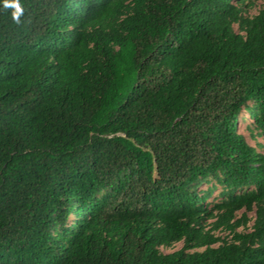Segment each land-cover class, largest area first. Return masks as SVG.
I'll use <instances>...</instances> for the list:
<instances>
[{
    "label": "trees",
    "instance_id": "1",
    "mask_svg": "<svg viewBox=\"0 0 264 264\" xmlns=\"http://www.w3.org/2000/svg\"><path fill=\"white\" fill-rule=\"evenodd\" d=\"M255 1L0 4V264H264Z\"/></svg>",
    "mask_w": 264,
    "mask_h": 264
},
{
    "label": "rangeland",
    "instance_id": "2",
    "mask_svg": "<svg viewBox=\"0 0 264 264\" xmlns=\"http://www.w3.org/2000/svg\"><path fill=\"white\" fill-rule=\"evenodd\" d=\"M263 4H264V0H256L254 8L249 11V14L255 15L257 13L258 9ZM234 29L237 30L236 27ZM237 128H238V132L244 136L246 142L248 144L254 146L255 145V139L251 135L252 131L249 130V128H251V125H250V121L248 119V116L245 112H242L241 116L238 118ZM256 142L257 143H263V141L261 139H257ZM216 194H217V191L214 192V196ZM242 215H245L246 218L250 221L247 224V228L240 227V228H238V231L239 232L240 231H249L250 227L252 226L255 214H254V212H245L244 210H242V211L237 213L236 219H240L242 217ZM219 236L223 237V236H225V234L220 233ZM181 247H182V244L179 243V244L174 245L172 248H160V251L164 254H168V253L174 252L176 250H179Z\"/></svg>",
    "mask_w": 264,
    "mask_h": 264
},
{
    "label": "clouds",
    "instance_id": "3",
    "mask_svg": "<svg viewBox=\"0 0 264 264\" xmlns=\"http://www.w3.org/2000/svg\"><path fill=\"white\" fill-rule=\"evenodd\" d=\"M0 4L4 7L13 9L11 15L12 19L19 23V18L23 14V8L21 7L20 0H0Z\"/></svg>",
    "mask_w": 264,
    "mask_h": 264
}]
</instances>
